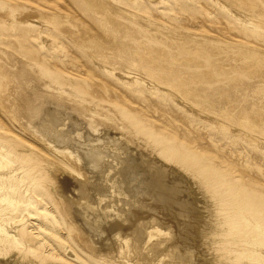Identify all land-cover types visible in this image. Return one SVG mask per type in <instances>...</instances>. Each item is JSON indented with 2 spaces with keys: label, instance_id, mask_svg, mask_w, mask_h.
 Here are the masks:
<instances>
[{
  "label": "bare ground",
  "instance_id": "6f19581e",
  "mask_svg": "<svg viewBox=\"0 0 264 264\" xmlns=\"http://www.w3.org/2000/svg\"><path fill=\"white\" fill-rule=\"evenodd\" d=\"M104 1L106 4H112L111 0ZM132 1H136L131 10L132 19L143 28V32H134L128 24H124V29L138 41V46L130 45L132 58L123 69H115L107 63L99 62L98 65L102 66L104 71L116 75L114 79L117 87L105 73L95 75L98 78L97 83L91 85L104 89L106 85L112 91L115 90L113 88L124 87L128 90L127 92L121 90L120 93L113 92L114 94L106 98L99 97L87 91L91 87L83 86L85 79L62 74L58 69L41 60L20 64L17 76L20 82L24 83L27 81L29 72L38 74L40 80L54 93L62 94L75 86L74 88L85 96L86 107L107 109L108 115L115 123L128 129V135H131L128 138L119 134L114 137V140L120 144L117 147L107 141L97 147L95 145L91 148L87 147L88 150L84 151V160L87 169L100 170L103 173L105 179L109 181V187L118 185L123 188V197L120 200L117 197L118 210L121 211L120 214L124 211L126 215H129L130 220L132 222L134 220L133 224L131 223L129 228L119 224H123L122 220L119 222L115 218L119 223L109 220L117 210L114 207H108L110 205L108 197L105 201L103 198L100 202L102 205L99 203L106 211L105 217L94 221L92 216L96 209L77 206L75 201L80 202L79 199L85 197L91 200L97 197L101 199L102 195L107 193L108 186L104 185V191L103 187H94L86 179L67 177L60 170L53 171L56 167L55 160L47 152L35 149L26 140L8 135L5 132L7 129L1 124L0 264H77L74 259L66 257L67 255L61 252L56 253L52 250L38 252L44 240L34 235L33 229H37L36 226L32 229L33 231L31 230L32 236H27L26 233L30 227L27 225L34 224L27 221L29 215L33 213L47 215L35 211L36 204L42 199H50L57 204L58 209L61 208L57 202V193L66 197L70 205L71 217L80 222L86 230L91 228L96 231L101 243L100 247L112 251L111 256L105 254L98 257L100 264H264V195L259 192L260 189L253 182L254 185H250L230 178L227 173L217 168L212 158L187 148L184 141L176 135V131H171L170 135L168 132L170 129L164 125V119L172 114L168 106L170 103L195 108L225 125L231 124V119L224 118L222 115L232 109L238 121L237 126H230L250 131L252 138L258 140L264 138V134L255 130L253 125H244V120L264 118V100L260 99L263 98L260 96L264 93V82L261 81V79L264 81V24H262L264 23V7L262 10L253 11L258 1H261L264 6V0H205L208 3L217 4L222 13L220 17L230 21L239 33L246 35L244 46L240 47L236 53L241 58L237 62V68H242L244 72H252L253 76L257 77L248 85V89L253 90L254 100L252 98L246 100L240 96L231 100L226 95L224 97L220 93H214L213 107L206 103L202 92L217 87L219 84H216V78L203 80L201 74L204 71H190L187 66L180 65L187 60L193 61V56L201 51V47L213 40L211 39L213 37L207 38V41L194 39L181 41L177 36L158 33V30L153 29L150 23L156 18L157 13L167 8L168 0ZM211 14L205 11L203 16L196 19L203 23V17L209 19ZM56 16L61 21L69 19L64 14ZM54 37L55 34L51 31L47 32L45 29L40 31L41 42H47ZM153 41H163L170 46H178L181 53L189 55L183 58L172 57L163 46ZM193 43L197 44L196 50L190 48V44ZM223 50L225 54L230 55V48ZM215 62L219 63L218 59H215ZM211 66L217 67L216 64ZM219 66L223 68L222 64ZM3 69L4 67L0 66V70L3 71ZM208 77L211 78L212 75L208 74ZM70 79L74 80L71 84ZM236 84L239 86L238 83ZM225 85H233V82ZM133 94L139 95V101L131 100L130 96ZM233 101L241 102L239 108L233 109ZM143 102L163 107L157 118L147 109L144 110ZM46 119V124L49 125L46 134L56 141L55 145L60 147L61 151L71 141L67 133L70 130L61 131V118L54 110H48ZM195 119L198 120V118ZM108 130L105 129L106 135L115 133L113 130ZM126 144L131 146L128 147ZM76 153L78 154V151ZM124 155L131 159L126 157L124 161L120 158ZM158 156L168 163L174 161L180 164L182 171L179 168L174 170L177 172V186L178 184L186 186L185 172L188 170L207 173V181L202 184V187L199 186L200 183L196 186L202 191H198V194L200 192L203 194L200 197H205L201 207L206 213L202 214L201 221L196 217H191L190 222L180 221V217L185 219L186 216L183 214L184 208L181 207L186 202L177 198L180 192L175 188L178 190L182 188L168 185L163 181L169 169H167L168 164L165 166L158 160L161 159ZM132 181L138 182V185L131 186ZM197 197L199 196H196V199ZM159 198L166 203L165 207L168 211L171 209V220L174 225L166 222V217L158 218L161 212L163 213L161 208L150 206L153 200ZM234 202L237 204L234 205ZM88 203L92 202L86 201L85 205ZM145 208H147L146 211L149 210V213H142ZM192 219L194 230L192 225L190 226ZM38 226L43 225L38 224ZM196 254L199 260L194 262ZM82 264L93 263L86 260Z\"/></svg>",
  "mask_w": 264,
  "mask_h": 264
},
{
  "label": "rangeland",
  "instance_id": "374dc122",
  "mask_svg": "<svg viewBox=\"0 0 264 264\" xmlns=\"http://www.w3.org/2000/svg\"><path fill=\"white\" fill-rule=\"evenodd\" d=\"M111 1L112 4L110 5L106 4L104 0H0V66L4 67L3 71L0 70V125L2 124L7 129L5 132L8 135L11 134L26 140L35 149L47 152L55 160L56 167L53 171L60 170L67 177L86 179L94 187H103L104 191V185L108 186L109 181L105 179L100 170L87 169L84 151L88 150L89 147L91 148V146L95 145L97 147L103 143L105 144V141L117 147L120 144L114 140V137L119 134L128 138L131 136L128 135V129L115 123L108 115L109 111L107 109H89L86 107L85 96L74 88L75 86L65 93H54L40 80L38 74L29 72L26 78L27 81L24 83L20 82L17 75L20 64L41 60L52 65L62 74L75 75L80 79H85L83 86L91 87L87 91L99 97L105 96L106 98L114 94L113 92L120 93L121 90L127 92L128 90L124 87H121V89L113 88L115 90L112 91L106 85L105 89L91 86L97 83L98 78L95 75L105 73L110 76L109 80L117 87L114 79L116 75L112 72L107 73L98 64L104 62L115 69H123L132 58L130 45L138 46V41L134 40L124 29V24L130 25L134 32H143V28L134 23L131 15L132 7L136 4V1ZM166 4L167 8L157 13L156 18L150 23V26L157 29L158 33L177 36L181 41L186 39L207 41V38L213 37L211 38L213 40H208L209 43L201 47V51L193 56V61L187 60L185 63H180V65L187 66L190 71H204L201 74L203 80H214L216 78V84L219 85L214 89L202 92L206 103L213 107L214 93H220L224 97L226 95L231 100L238 96L246 100L248 98L254 100L253 90L248 89V85L250 81L253 82L257 77L253 76L252 72H244L242 68H237V62L241 58L236 53L240 47L244 46L243 42L246 35L239 33L230 21L220 17L222 13L217 4H211L205 0H168ZM263 7L262 2L258 1L253 11L262 10ZM205 11L211 12V17L209 19L203 17V23H200L196 18L203 16ZM60 14H64L69 19L61 21L56 16ZM262 24L264 23L262 22ZM42 29L47 30V32L51 31L55 34V37L47 42H41L40 31ZM183 32L187 33L184 34ZM153 42L163 46L172 57L183 58L189 55L181 53L178 46H170L163 41ZM196 45V43L190 44V48L196 50ZM228 48L231 50V57L229 54H225L226 52L223 50ZM220 51L223 52L220 53ZM215 59H218L219 63L215 62ZM212 64H216L217 67L212 68ZM219 64H222L223 68ZM208 74H211L212 77H208ZM261 81L264 82L262 79ZM73 82L74 80L70 79L69 83ZM230 82H233V85H225ZM209 87L211 88V86ZM263 95L264 93L260 96L263 98L260 99L264 100ZM130 97L134 101L140 99L137 94ZM240 103V101H233V109L235 107L239 108ZM142 104L144 105L143 108L145 107L144 110L147 109L156 118L163 109L162 106L157 104L150 105L144 102ZM168 106L172 114L164 119V125L170 129L169 134L171 131H176V135L184 141L187 148L199 151L204 156L212 158L217 168L227 173L230 178L250 185L254 183L260 189L259 192L264 195V138L259 140L252 138L250 131L230 126H237L238 121L232 109L227 110L222 115L224 118L231 119V121L229 120L231 124L225 125L221 124L219 120L197 111L195 108L177 106L174 103H170ZM48 110H54L59 114L62 123L61 131L70 130L67 133H69L71 141L61 151L60 147L55 145L56 141L46 134L49 126L46 124ZM195 118H198V120ZM244 125H253L255 130L264 134V118L244 120ZM106 128L109 129L108 131L113 130L115 133L106 135ZM236 128L238 129L236 130ZM126 145L131 146V144ZM76 151H78V154ZM124 156H120L124 161L126 157L131 159ZM158 158L165 160L161 156H158ZM161 159L158 160L165 166L168 164L167 169H169L163 181L168 185L172 184L175 185L174 187L182 188L179 190L175 188L180 192L177 198L182 199L184 203L186 202L184 206L187 207V210H185L186 207L181 206L184 208L185 213L183 212V214L184 216L186 214V216L185 219L180 217V221L190 222L191 217L200 220L202 214L205 215L206 213L202 208L204 204L202 201L205 200V197L203 196L204 199L200 197L203 195L202 191L196 186L200 183L199 186L202 187V184L207 181V173L205 171L188 170L185 172L187 187L179 184L177 186V172H174V170L180 169V164L174 161L168 163L166 160L162 161ZM171 167L173 171L170 169ZM191 179L193 180L191 181ZM193 182L194 185H192ZM136 185H138V182L132 181L131 186ZM198 191H201V195L198 194ZM196 196L200 198L197 197L196 199ZM57 197V202L61 206L60 209L57 208L55 202L44 198L36 204L35 211L47 215L42 216L33 213L29 215L27 220L34 222V224L27 225V227L30 226L26 232L27 236L33 235L31 230L36 226L37 229H33L34 235L44 240V244L38 248V252L44 250L61 252L66 254V257L74 259L77 264L85 263L86 260L93 264H100L98 257L105 254L111 256L112 251L100 247L101 243L96 231L91 228L86 230L80 222L71 217L70 205L66 197L60 193H57ZM107 197L110 200L108 207H114L118 211L112 214L109 220H112L111 222H116V219L119 222L122 220L123 224L118 221L117 223L130 228L134 220L132 222L129 215H126L124 211L125 214H120L121 211L118 210L117 201L123 197V188L118 185L108 186L107 193H104L101 199L100 197L93 200L88 198L92 203L85 205L86 201H89L85 197L79 199L80 202L75 201V205L96 209L94 211L95 215L92 216V218L94 217L93 220L96 221L105 217L106 211L100 206L102 205L100 202L103 198L105 201ZM164 203L159 198L153 200L150 206L161 208L163 213H159L158 218L165 219L166 217L165 221L174 225L171 220L172 211H170L171 209L168 211L165 207L166 203ZM236 204L237 202H234V205ZM146 209L142 213H149V210L146 211ZM189 212L194 216H190ZM125 215L128 217L126 218ZM38 224L43 226L40 227ZM193 224L194 220L192 219V224H190L192 229L194 228ZM198 260L196 254L194 262Z\"/></svg>",
  "mask_w": 264,
  "mask_h": 264
}]
</instances>
